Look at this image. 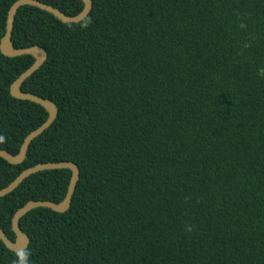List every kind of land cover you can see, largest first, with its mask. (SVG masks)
I'll return each instance as SVG.
<instances>
[{"label": "trees", "instance_id": "16d2710c", "mask_svg": "<svg viewBox=\"0 0 264 264\" xmlns=\"http://www.w3.org/2000/svg\"><path fill=\"white\" fill-rule=\"evenodd\" d=\"M0 0V40L9 7ZM68 16L81 0H38ZM64 23L18 8L15 48L44 63L21 90L55 103L0 189L38 163L74 162L69 209L19 220L21 252L0 264H264V0H91ZM31 55L0 51V149L15 155L47 112L10 94ZM69 169L43 170L0 197V229L29 201L60 202Z\"/></svg>", "mask_w": 264, "mask_h": 264}, {"label": "water", "instance_id": "95a60500", "mask_svg": "<svg viewBox=\"0 0 264 264\" xmlns=\"http://www.w3.org/2000/svg\"><path fill=\"white\" fill-rule=\"evenodd\" d=\"M83 2L82 10L73 15L68 16L57 8L40 2L38 0H16L9 7L5 23V32L0 40V51L3 55L9 57L31 55L34 58V62L23 71L10 85V94L21 100H28L36 103L43 107L48 116L47 119L36 129L31 131L23 140L20 149L17 154L12 155L5 150L0 149V157L6 160L10 164H20L23 162L29 144L33 139L48 129L57 117L58 110L54 102L49 99H44L35 94L27 93L21 90L22 83L31 76L45 61L46 52L43 48L32 45L29 47L15 48L12 40V30L15 14L19 7L24 5H30L37 7L41 10L49 12L56 18L64 23H77L83 20L90 12L92 7L91 0H81ZM55 169H69L71 171V177L69 179L67 190L64 198L58 202H51L47 200L29 201L19 209H17L11 218V228L15 235V239L10 240L2 229H0V241L4 246L13 252H21L24 250L28 243V238L19 227V220L27 212L38 207L49 208L55 212H65L69 209L71 197L74 193L76 184L79 180V168L74 162L62 161V162H49V163H38L22 171L14 180H12L7 186L0 189V197L5 196L12 192L25 178L39 171L43 170H55Z\"/></svg>", "mask_w": 264, "mask_h": 264}]
</instances>
